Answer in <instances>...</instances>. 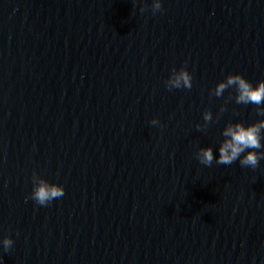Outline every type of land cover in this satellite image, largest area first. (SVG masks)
I'll return each instance as SVG.
<instances>
[{"label": "water", "instance_id": "1", "mask_svg": "<svg viewBox=\"0 0 264 264\" xmlns=\"http://www.w3.org/2000/svg\"><path fill=\"white\" fill-rule=\"evenodd\" d=\"M152 3L0 0V264H264V158L196 156L264 119L212 95L264 80V0ZM34 173L65 195L39 205Z\"/></svg>", "mask_w": 264, "mask_h": 264}, {"label": "clouds", "instance_id": "2", "mask_svg": "<svg viewBox=\"0 0 264 264\" xmlns=\"http://www.w3.org/2000/svg\"><path fill=\"white\" fill-rule=\"evenodd\" d=\"M142 8L141 11H145ZM162 10L161 0H153L152 12L155 14ZM193 77L187 70V67H182L178 71L173 69L172 75L167 80L166 84L169 90L179 88H192ZM235 88L237 104H254L257 106L256 112L259 116L264 117V80L253 85L251 81L246 79L241 74H229L227 78L217 84L212 91V95L220 97L226 89ZM221 111H225L222 108ZM206 123L212 121L211 111H206L203 115ZM153 125L159 123L157 119L151 121ZM198 129H203L197 125ZM225 138L218 149L219 158L215 156L213 147H201L196 153L199 162L205 166H211L215 161L219 165H231L237 160L242 167H250L256 169L262 158L264 151H257L264 148V119L245 125L243 122L229 123L222 132ZM33 191L31 198L39 205L46 206L53 200L61 198L65 195V188L59 184L48 182L46 179L33 174ZM5 250H8L13 245V240L10 237H5L2 241Z\"/></svg>", "mask_w": 264, "mask_h": 264}]
</instances>
